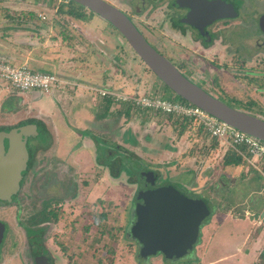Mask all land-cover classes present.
Wrapping results in <instances>:
<instances>
[{
	"label": "rangeland",
	"instance_id": "obj_1",
	"mask_svg": "<svg viewBox=\"0 0 264 264\" xmlns=\"http://www.w3.org/2000/svg\"><path fill=\"white\" fill-rule=\"evenodd\" d=\"M108 1L129 12L134 20L139 19V27L152 45L180 63L187 76L204 81L206 87L232 98L236 105L248 108L252 104L249 109L264 116V58L261 64L243 62L217 41L201 50L196 41L187 38V33L171 26L166 8L150 4L141 7L140 3L137 8V0ZM51 3L52 0H0V57L13 64L26 61L30 68L52 72L58 78L48 91L30 89L21 94L30 110L49 116L54 127V156L63 161L64 167L73 164L72 175L77 178L75 194L62 199L56 219L42 223L45 232L41 241H48L52 251H58L55 244L64 245L73 256H60L62 264H264L261 163L248 162L244 150L237 147L233 150L243 161L237 166H223L220 158L226 148L232 147L220 142L221 146L211 147L200 123L191 120L180 134V125L165 114L139 111L129 103L127 115L118 121L91 122L104 96L102 91L132 97L153 89L161 93L162 84L106 20L88 10H83V19L55 16ZM28 11L33 13L31 17ZM61 34L68 38L61 41ZM243 43L253 44V40ZM261 55H257L258 59ZM240 62L245 69L247 65L259 67L256 70H262V75H244L245 70L235 68ZM256 87L262 91L255 93ZM164 88V98L175 95ZM8 90L16 89L0 78V97ZM122 103L114 100L110 109H119ZM6 115L1 111L0 119L7 120ZM109 116L113 118V112ZM108 128L110 131H106ZM106 153L119 159L117 175L97 162V156ZM145 170L156 175L155 186L169 183L190 196L207 199L210 213L201 222L197 239L184 258L171 260L161 253L140 258L136 241L129 234L123 236L132 224L135 197L144 184L141 176ZM40 206L39 197L29 200L21 196L13 203H0V219L19 237L21 247L23 236L18 223H28V215ZM225 206H229L228 211ZM103 212L107 221L100 219ZM103 223L105 228L111 225L113 234L111 238L103 237L101 240L107 242L98 249V243L88 237L91 233L97 235ZM84 235L87 240H82ZM9 244L6 240L0 248V264L17 262ZM92 249L97 250V257L91 258Z\"/></svg>",
	"mask_w": 264,
	"mask_h": 264
},
{
	"label": "flooded vegetation",
	"instance_id": "obj_2",
	"mask_svg": "<svg viewBox=\"0 0 264 264\" xmlns=\"http://www.w3.org/2000/svg\"><path fill=\"white\" fill-rule=\"evenodd\" d=\"M137 1V8H139V3L141 7L150 4L151 7L159 6L166 8L167 21L171 26L177 28L182 33H187V38L191 41H196V44L199 45L201 50H205L217 41L226 52H228V48H230L232 50L231 55L236 54L237 57H241L243 62L253 60L261 64L260 60L264 58V0ZM113 4L116 5L115 3ZM116 6L119 7L118 5ZM119 8L122 9L121 7ZM122 10L134 21L136 26L146 37L145 33L139 27V19L134 20L129 12L124 9ZM220 14L223 16H219ZM146 38L151 43L148 37ZM245 40H253V44H244L243 41ZM158 50L165 55L162 50ZM257 55H261L262 57L258 59ZM165 56L167 57V55ZM170 60L182 73H184L182 67H180V63L172 59ZM242 64L243 63L240 62L235 68H238V71L242 69L245 70L243 72L244 75H262V70H256V64L254 65L256 67L253 66L254 69L249 65H247V69H245L242 67ZM218 66V64L215 65V67ZM257 71L259 72L258 74L255 73ZM184 74L186 75V73ZM189 78L214 96L219 97V99L235 103L232 98H226V96L210 90L209 87H206L204 81L194 80L191 77ZM257 90L262 91L260 88L256 87L255 93ZM16 91L17 90H8L0 97V112L2 111L7 114L6 116H9L7 120L0 119V131L9 133L14 131V137L25 147L27 157L25 159V166L20 171L21 176L16 192L10 195L9 200L0 199V203L7 205L15 202L18 198L20 199L21 196L29 200L39 197L41 200L40 208L44 209L48 217L38 225H35L30 222L33 214H29L26 220L28 223H18V227L23 236V247H21L19 237L11 230H8L6 221L0 219L4 224L0 248L6 243V240L10 243L9 248L11 253L17 258L15 264H62L60 262V256L71 257L73 255H69L64 245H60L61 243L59 244L56 242L57 244L55 245L58 247V251H52L48 241L45 239L41 241V237L45 232V227H42L44 226L42 223L48 222L52 214H57V208L59 205L61 207L62 199H68V195L73 197L75 194L74 190L77 188L74 182L77 178L72 175L74 168L73 164L64 167L63 161L57 160L54 156L55 140L53 130L47 125V120L43 118L41 114L30 110L29 106L24 101V95L21 94L23 92ZM246 107L248 106L246 105ZM251 107H253L252 104L250 107L243 108L242 110H247V112L254 114L256 113V115L259 114L249 109ZM258 116L262 117L263 115L259 114ZM8 143L9 138L5 136L3 138V147L5 151L8 149ZM56 154L58 155V153ZM148 171H143L141 177H143L144 180L146 178L145 172ZM143 183L146 184V181ZM152 186L155 185L152 183ZM190 197L197 196L191 195ZM18 210L19 208H16V215L18 214ZM38 228L42 229V232L36 233L35 229L37 230ZM91 234L94 235V233ZM93 235L89 238L91 239ZM38 237H40V239H38ZM136 243L139 250V244L138 242ZM17 245H20V248L16 249ZM72 253H76L78 256L77 252L72 251ZM94 253L95 250L92 249L90 253V255H92L91 258H93Z\"/></svg>",
	"mask_w": 264,
	"mask_h": 264
},
{
	"label": "water",
	"instance_id": "obj_3",
	"mask_svg": "<svg viewBox=\"0 0 264 264\" xmlns=\"http://www.w3.org/2000/svg\"><path fill=\"white\" fill-rule=\"evenodd\" d=\"M70 1L110 23L143 63L177 95L264 141V119L261 116L227 104L192 81L147 40L122 9L107 0ZM5 136L9 138L6 151L3 147ZM26 157V149L14 137V131H0V199L9 200L16 192ZM145 173L146 184H142L136 193L134 218L128 234L138 242V255L143 259L157 253L171 260L184 257L197 239L201 222L210 213L207 199L190 197L169 183L152 186L155 175L152 171ZM261 215L264 217V208ZM3 229L4 224L0 221V242Z\"/></svg>",
	"mask_w": 264,
	"mask_h": 264
},
{
	"label": "built area",
	"instance_id": "obj_4",
	"mask_svg": "<svg viewBox=\"0 0 264 264\" xmlns=\"http://www.w3.org/2000/svg\"><path fill=\"white\" fill-rule=\"evenodd\" d=\"M0 78L6 81L10 87L20 92L30 89L48 91L52 84H56L59 81L54 73L34 70L29 67L26 61L20 64H13L2 57H0ZM101 94H110L113 96V101H122L135 107L152 109L163 113L173 112L189 117L193 121L200 123L209 137L217 139L223 145L227 144L234 149L238 147L240 150H244L245 155L248 157V162L253 164L259 159H264V141L238 130L196 105L172 101L159 95H148L147 93L132 97H118L113 92L104 90ZM240 150L239 153L241 152Z\"/></svg>",
	"mask_w": 264,
	"mask_h": 264
},
{
	"label": "trees",
	"instance_id": "obj_5",
	"mask_svg": "<svg viewBox=\"0 0 264 264\" xmlns=\"http://www.w3.org/2000/svg\"><path fill=\"white\" fill-rule=\"evenodd\" d=\"M36 1V0H35ZM55 2H57V0H52V3H51V6L52 8L55 9V13L54 15L57 16L59 15L60 17H63L65 16V18L67 19L68 16H72L74 18H78V19H83L84 18V12L83 10H88L86 8H84L83 6L77 4L76 2L72 3L73 1H70V0H67V2L65 1H62L60 0V2H57L55 4ZM2 8V7H1ZM78 8V9H76ZM89 11V14H92V12L90 10ZM26 14L28 16L31 17V15L33 14L31 11H28L26 12ZM34 16V15H33ZM64 18V17H63ZM61 33V32H60ZM65 38L67 39L68 37L65 35V34H61L60 36V40L63 41L65 40ZM3 55V54H2ZM142 61V60H141ZM149 71L154 75L156 76L150 69ZM159 79V78H158ZM161 84H162V92L161 93H157L153 90H151V92L149 91V93H147L148 95H159L161 96L162 98L166 97L167 95L165 94L166 90L164 87H166L167 89H169L170 91H172L168 86H166L160 79L159 81ZM109 88V87H108ZM173 92V91H172ZM175 95H173L171 98H167V99H170L172 101H178V102H183V103H189L187 100H185L184 98H182L181 96L177 95L175 92H173ZM164 96V97H163ZM217 97V96H216ZM219 98V97H218ZM222 100V99H221ZM224 102H226L227 104L233 106V107H236V108H239V109H243V107H241L240 105H236L232 102H229V101H225L223 100ZM113 103V96L110 95V94H107V95H104L101 97V102H100V105L98 106L99 110L96 109V111L94 110V117L92 118L93 120L91 122H95L96 120H103L105 122H111L113 121L114 119L116 121H118L122 115H127L125 114L126 112V109H128V104L126 103H122V107L121 108H117V109H114V111H112L110 109L111 105ZM191 104V103H189ZM139 108V107H138ZM139 111H143V112H148L150 114H155V113H159V111H154L152 109H143V108H139ZM113 112V118L109 116L110 113ZM133 112V111H132ZM127 113V112H126ZM163 113V112H161ZM163 114L166 115V118L167 119H171L172 122L174 124L178 123L180 126H179V130L178 132L180 134L183 133L184 131V128L186 129V127L190 126L191 125V118L189 117H186V116H183V115H179V114H175L173 112H164ZM253 114V113H252ZM256 115V114H255ZM264 119V116L262 117ZM108 123V124H109ZM101 124V123H99ZM111 124V123H110ZM201 125V124H200ZM199 129H201V127H198ZM110 131V129H106V131ZM205 131V130H204ZM206 133V131L204 132ZM208 135V134H207ZM210 139V146L213 147V148H216L217 145L218 146H221V144L219 145V141L215 138H211L209 137ZM101 150V148H100ZM208 151V150H207ZM207 151H204V152H207ZM221 152H222V149H221ZM112 154L113 153H106V156H103L102 154L101 155H98L97 156V162L100 163V164H103V165H106L108 167H110L111 169V172L113 175H117L119 170H120V164H118V161L119 159H115V158H112ZM102 157L104 158H108L107 160H104ZM112 158V159H111ZM243 161V158L241 157L240 154L236 153L235 150H233V148H226L225 149V152L223 153V155L221 156L220 158V162L223 166H230V165H233V166H237L239 165L241 162ZM259 163H261L260 165V170L262 172H264V159H259ZM118 164V165H116ZM145 171H148V170H145ZM260 172V171H259ZM261 173V172H260ZM139 175V174H138ZM262 175V174H261ZM229 206H225V209H228ZM56 215L57 214H52V216L49 218V219H56ZM47 215L45 214V211L43 208H39L38 210H36L30 220V222L32 224H35V225H38L39 223H41L42 221L46 220L47 219ZM100 219L102 220H106L107 221V214L105 212H103L101 214V217ZM103 227H101V230H99L97 232V235H95V237L93 238H89L88 236L84 235L82 237V240H87V237L88 239H90L91 242L93 243H98V249H103V247L105 246L104 244L107 242H103L101 239L103 237H108L110 236V238L112 237L111 235L113 234L112 232V229H111V225H108L107 228H105V223L102 224ZM88 228V227H86ZM89 229V228H88ZM88 229H87V233H88ZM126 230H128L127 228L125 229V232L123 233V236L126 237L127 236V233H126ZM36 233H40L42 232V229L38 228L37 230L35 229ZM106 235V236H104ZM38 239H40V237H38ZM107 240V238H106ZM135 240V239H134ZM136 241V240H135ZM137 242V241H136ZM81 244V243H80ZM80 251V250H79ZM79 255V254H78ZM261 255H264V251L262 252ZM98 256V252L97 250L95 251L94 253V257H97ZM140 257V256H139ZM141 258V257H140ZM187 263V262H185ZM181 264V263H179Z\"/></svg>",
	"mask_w": 264,
	"mask_h": 264
},
{
	"label": "crops",
	"instance_id": "obj_6",
	"mask_svg": "<svg viewBox=\"0 0 264 264\" xmlns=\"http://www.w3.org/2000/svg\"><path fill=\"white\" fill-rule=\"evenodd\" d=\"M111 107H112V105H111ZM111 107H110V108H111ZM41 114H42V113H41ZM41 116L47 120L46 122H47V125L49 126V128H51L52 130H54L53 125H51V123H50V118H49V116H47V115H45V114H42ZM49 123H50V124H49ZM258 161H259V160H258ZM260 172L264 175V172H262V171H260ZM263 175H262V176H263ZM228 209H229V208H228ZM228 209H226V211H228ZM246 213H247V210H246ZM251 232H253V229H252L250 232H247L243 238H246V236L250 235ZM232 254H234V253H232ZM228 255H231V254H228Z\"/></svg>",
	"mask_w": 264,
	"mask_h": 264
}]
</instances>
